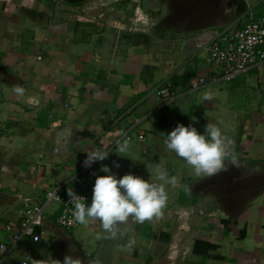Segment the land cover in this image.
<instances>
[{
    "label": "crops",
    "instance_id": "0c3cea01",
    "mask_svg": "<svg viewBox=\"0 0 264 264\" xmlns=\"http://www.w3.org/2000/svg\"><path fill=\"white\" fill-rule=\"evenodd\" d=\"M130 1H109L104 10L147 4L154 16L161 9L158 0ZM244 1L247 10L264 15V0ZM201 2L209 5L194 6ZM95 3L0 0V194L8 197L0 204V244L7 245L0 264H53L65 256L78 264H264V63L232 80L248 96L229 100V87L210 81L215 69L204 49L225 27L223 11L197 6L192 22L204 24L186 33L171 26L135 31L96 20ZM199 77L208 80L188 90V80ZM168 83L177 98L158 100L156 89ZM209 123L228 138L226 151L237 163L228 156L223 170L197 177L166 150L164 135L178 124L203 133ZM127 135L124 157L117 144ZM87 150L109 152L80 175L91 195L96 177L107 175L102 166L117 178L132 173L156 184L164 183L157 170L175 176L176 185H164L162 214L143 224L129 217L116 227V238L96 239L98 222L58 226L61 203L46 204L45 193H68ZM249 162L262 166L261 175L241 184L237 175ZM25 196L45 207L42 239L13 244L5 227L17 225Z\"/></svg>",
    "mask_w": 264,
    "mask_h": 264
},
{
    "label": "clouds",
    "instance_id": "9594fccd",
    "mask_svg": "<svg viewBox=\"0 0 264 264\" xmlns=\"http://www.w3.org/2000/svg\"><path fill=\"white\" fill-rule=\"evenodd\" d=\"M13 91L18 95L23 94V89L20 87L14 88ZM204 99L208 101L211 97L206 95ZM164 136L166 150L182 158L191 166L197 177L212 176L223 170L228 156H231L233 165L237 163L236 156L226 151V145L230 141L215 124H207L203 133H199L191 125L186 127L178 124ZM129 147V141L125 138L122 142H118L116 153L119 155L127 153ZM108 154V151L87 150L84 166L91 167L98 161H104ZM116 167L119 165L116 164ZM101 171L107 175L96 177L90 204H86L85 198L75 194L72 189L67 193L74 222L80 225L99 223L102 232L96 234V239L109 236L116 238L118 235L116 227L127 222L129 217H132L136 223L143 224L153 217L160 216L168 200L164 185L177 183L175 176H169L166 170H157V179L163 181V184L149 183L132 173L117 178L107 166H102ZM129 243L132 244L134 241ZM51 260L53 264H78L72 256H65L63 262Z\"/></svg>",
    "mask_w": 264,
    "mask_h": 264
},
{
    "label": "built area",
    "instance_id": "2783aa9c",
    "mask_svg": "<svg viewBox=\"0 0 264 264\" xmlns=\"http://www.w3.org/2000/svg\"><path fill=\"white\" fill-rule=\"evenodd\" d=\"M139 8L135 9L136 15ZM248 20L239 27L232 28L225 26L219 32L215 33L212 39L204 45L208 59L215 69L214 75L210 79L211 82L232 81L239 74L246 72L255 65L264 63V15L257 16L252 10H247ZM143 30L137 24L133 28ZM207 78L199 77L197 80H188L186 86L188 90H198L207 82ZM156 98L161 101H172L178 96L175 92L173 84H165L159 86L155 91ZM127 139L130 135L126 136ZM140 140L143 135L138 136ZM57 150L55 149V152ZM89 167L84 164L80 166V173L75 177L74 182L69 189L78 196L84 197L86 204L91 203L92 195L86 190V183L83 182V176ZM46 204L54 200L61 203L60 212L56 218L58 226L64 229H72L78 224L74 222L72 217V206L69 203L68 195H62L58 188L47 190L45 193ZM23 209L17 220V225L12 223L6 224L5 229L11 232L12 243H17L23 238H28L33 243H40L42 239V228L45 220V210L42 204L33 203L30 198L23 197L21 199ZM70 221H72L70 223ZM15 228V229H14ZM7 249V245L0 244V252L3 253ZM18 264H28L26 260L20 261Z\"/></svg>",
    "mask_w": 264,
    "mask_h": 264
},
{
    "label": "rangeland",
    "instance_id": "374dc122",
    "mask_svg": "<svg viewBox=\"0 0 264 264\" xmlns=\"http://www.w3.org/2000/svg\"><path fill=\"white\" fill-rule=\"evenodd\" d=\"M109 1H114L113 3H131L130 0H96V3L93 5L94 7V16L96 17V20L100 18L101 20L110 21L112 25L115 27L121 28L129 26V28H134L135 24L139 26L141 29H149L150 27L157 28L159 27L161 30H168V28L171 26L170 29L175 30L176 32H182L186 33L190 30L194 29L195 24L197 23L192 22V13L195 11L194 9L198 6L200 9L207 8V4L204 2L199 3L196 5L199 1L203 0H158L161 9L158 10L156 15H152L150 12L147 11L146 5L141 4V7L138 10V14L136 15L135 7H131L129 9L119 10L117 11L114 9L113 11L107 12L105 11V6L110 3ZM134 5L136 4V0H133ZM141 0H138V3ZM148 1V0H144ZM144 3V2H143ZM147 3V2H146ZM145 4V3H144ZM100 5V6H99ZM159 7V8H160ZM128 10V11H127ZM197 12V11H195ZM213 22V21H205V23ZM204 23H201L202 25ZM124 25V26H123ZM193 27V28H192ZM173 32V31H171ZM221 83L226 84V86L229 87V100H240V98L243 95L248 96V92L246 88H242V85L240 82L234 80V81H221ZM245 98V96H244ZM243 101V100H241ZM248 161V159H247ZM246 168L248 166L249 169L259 170L262 166H256L253 165L252 162L247 163L245 165Z\"/></svg>",
    "mask_w": 264,
    "mask_h": 264
},
{
    "label": "water",
    "instance_id": "95a60500",
    "mask_svg": "<svg viewBox=\"0 0 264 264\" xmlns=\"http://www.w3.org/2000/svg\"><path fill=\"white\" fill-rule=\"evenodd\" d=\"M207 3L210 5H208L207 9H219L221 11H223L224 15H225V23L223 24V26L225 25H229V22L231 21L230 19L232 17H238L241 16V19L239 20L238 23H236V25L232 26V28H236L239 27L240 25L244 24L247 20H248V13H247V6H246V2L244 0H206ZM233 9V10H232ZM232 10V11H231ZM230 20V21H229ZM233 20V19H232ZM247 165V164H246ZM244 171H240V173H238L237 177L240 181L241 184H247L250 183L252 180L257 179V170L254 169H249L248 166L246 168V166L244 165L243 167ZM241 168V169H243ZM258 175H261V173H259ZM242 189V188H241ZM244 191L240 192L241 194H243ZM65 196H67V193H63ZM8 200V197L1 195L0 194V204L5 201ZM11 202H9V204H11Z\"/></svg>",
    "mask_w": 264,
    "mask_h": 264
},
{
    "label": "trees",
    "instance_id": "16d2710c",
    "mask_svg": "<svg viewBox=\"0 0 264 264\" xmlns=\"http://www.w3.org/2000/svg\"><path fill=\"white\" fill-rule=\"evenodd\" d=\"M69 1H72V0H69ZM213 247V246H212Z\"/></svg>",
    "mask_w": 264,
    "mask_h": 264
}]
</instances>
